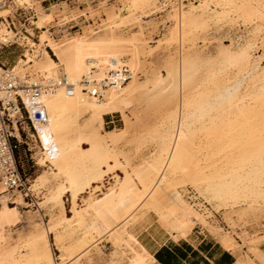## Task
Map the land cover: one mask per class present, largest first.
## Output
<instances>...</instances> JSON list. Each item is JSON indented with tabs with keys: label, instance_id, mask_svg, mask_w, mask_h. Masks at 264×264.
I'll list each match as a JSON object with an SVG mask.
<instances>
[{
	"label": "bare ground",
	"instance_id": "1",
	"mask_svg": "<svg viewBox=\"0 0 264 264\" xmlns=\"http://www.w3.org/2000/svg\"><path fill=\"white\" fill-rule=\"evenodd\" d=\"M163 1L120 0V12L110 16L101 32L87 28L57 41L50 33L52 25L66 26L94 15V11L55 3L45 8L37 0H11L15 9L30 11L31 27L17 31L7 18L11 6L0 0L1 49L15 43L22 48L9 68L20 82L41 86L37 103L48 114L45 123L35 122V131H29L39 146L37 162L48 170L33 179L31 176L28 196L43 198L38 201L40 209L58 208V213L50 212L47 227H37L30 236L19 237L12 245L7 234L20 219L19 206L31 204L22 192H11L0 181V264H80L81 258L103 241L111 242L116 249V257L108 263L153 264L154 256L135 228L149 212L162 217L174 238L186 236L196 225L209 224L183 195L187 186H192L213 208H232L264 198V51L251 65L254 51L264 50V0H238L236 5L246 19L256 24L253 38L236 50L224 46L216 69L198 80L201 82L192 92H187L186 87L197 79L196 59H180L175 69L180 76L181 94L161 128H149L151 123L148 126L146 119L134 126L124 119L122 127L106 128L105 113L118 111L125 115L124 109L133 105L142 59L136 39L114 26L128 17L155 11ZM223 1L229 4L233 0ZM207 6L199 8L205 10ZM229 15L223 12L214 18L220 22ZM173 19L176 25L164 42L169 45L174 41L181 49L187 42L196 41L189 37L190 32L205 29L207 33L210 22L183 9H175ZM125 76L127 80L123 81ZM155 81L159 86L164 83L160 75ZM22 96L32 117L33 102ZM165 97L160 100L169 102L170 98ZM85 116L88 118L82 121ZM14 128L15 135L22 138L16 121ZM147 143L155 144L154 148L153 144L149 146L155 150L153 154L144 151ZM66 196L70 215L66 212ZM247 216H229L227 222L231 227H240L245 232L244 244L250 245L251 254L243 264H264V250L253 247L256 234L245 228ZM210 228L227 248L241 247L239 238L230 231L220 226Z\"/></svg>",
	"mask_w": 264,
	"mask_h": 264
},
{
	"label": "rangeland",
	"instance_id": "2",
	"mask_svg": "<svg viewBox=\"0 0 264 264\" xmlns=\"http://www.w3.org/2000/svg\"><path fill=\"white\" fill-rule=\"evenodd\" d=\"M2 1L5 4H7V6L8 5L11 6L12 9H10V11L14 10L13 12L11 11L10 13L7 14V18H9L8 20L12 24V25H10L11 27L15 28L17 31H20V30L25 31L27 27H29V26L31 27L30 21H29L30 11L15 9L11 3V0H2ZM165 1H167V2H165ZM165 1H163V3L160 5L161 7L159 6L157 9H155V11L152 10V11L148 12L147 14H143V15L141 14L139 16L136 15L137 18H136V16L135 17L131 16V17L127 18L128 15H125V17L127 19L124 20L122 22V24H118V25L116 24V26H114V29H116L117 31L124 33V34L128 33L127 34L128 36L134 37L136 39V41H137L136 43L139 44V45L138 44L137 45H138V49H139L140 59L141 58L142 59H141V68H140V71L137 75L136 82H135L136 83L135 84L136 91H135L134 95H136V96H133V98L131 99V104H133V105L130 104L131 106H128L129 108L127 107V109L126 108L124 109L125 115H123L122 113H120L118 111H117L118 113L117 112H113L111 114L105 113L104 117H105V124H106L107 129H111L114 127H122L125 123V120L128 121L129 124L131 123L134 126L138 122H140L141 120H145V119H146L145 121L148 120L147 121L148 126L151 123L149 128H151V129H155L158 127L161 128V126H162L161 124H163L164 121L168 118L169 113L174 110V107L177 104L176 101H178V98H179L178 96H180V94H181L180 93L181 92L180 86L178 85V84H180L179 83L180 82V76H179L178 71L175 69L176 66L178 67L181 60L185 59L188 61L190 60L192 62L196 61V63H194V68L195 69L198 68L197 69L198 71L197 70L195 71L196 75H198V76L195 75V78H197V79H195L196 80L195 82H193L192 84H189V86L186 87L187 92H189V91L192 92L197 88V85H199V83L210 74V72L212 70L216 69V67L218 66V63L220 61V54H221L222 48L229 46L232 50H236L239 46H243L248 41V39L253 38V34L255 31L256 24H255V22H250L246 19L245 15L243 14L244 13L243 10L239 9V5H236L239 2L238 0H233L229 4L227 3V1L224 2L223 0H222L223 2L221 0H165ZM204 2H206V3H204ZM37 3L40 5H43L45 8H48L53 3H55V4H58L60 7L67 6V7L73 8V9L78 8L80 10H85V11L87 10V8H90V10L94 11L93 12L94 15H92L93 17L92 16H85L86 17L85 18L83 16V17H81L80 21H76L74 23H69L66 26H58L56 24L52 25L50 27V30H51L50 33L53 35V37L57 41H61L65 35L71 36L77 32L86 31L87 28H93L96 32L97 31L101 32L103 30L104 26L110 21V16L116 12H120V0H37ZM204 4H206V5L208 4V6L206 7L205 10H202L201 8H199V6H202ZM101 5H104V6H101ZM175 9H178V10L183 9L186 13L191 12L192 14H195L196 16H202L206 20H208L209 17H212L209 19L210 22H208V26L206 28L207 33H206L205 29H204V31L203 30H199V31L197 30V31H194L193 33H191V32L189 33V37L195 38L196 41L187 42L186 46H185L186 48H184V49H181V47L179 48L177 43H175L174 41H172L173 44L170 42L169 45H168V43L166 44V42H164L165 39L168 38L170 32L174 29V27L176 25V22L173 19ZM198 9H200V10H198ZM214 9H215V11H214ZM234 9H236V10H234ZM197 10H198V12H197ZM207 10L209 13L207 12ZM222 11L224 13L230 12V15H229V17L227 16L226 18L223 17L225 19H222L221 21L219 20L220 22H217L218 20H216V18H214V17H216V14H218V13H223ZM203 12H205V13H203ZM213 12H214V14H213ZM2 18L3 17H0V21L3 20ZM101 22H102V24H101ZM97 28H99V29H97ZM208 29H209V31H208ZM130 30H131V32H130ZM201 32H203V33H201ZM36 33L38 36L40 34V31L37 30ZM133 34H134V36H133ZM139 34H140V38H139ZM251 34H252V36H251ZM159 41L161 42V44ZM163 43H165L166 46ZM149 49H151V50H149ZM48 50H49L50 54L53 55V57L55 58L52 50H50V49H48ZM263 51H264L263 48L262 49L259 48L258 50L254 51V53H253V57H254L253 59L254 60L252 59L253 62L251 65L255 64V61L257 60V59H255V57L258 58L259 55L261 56L263 54L262 53ZM21 52H22V48L20 46H18L16 43L13 44L12 46H9V47H3L2 49H0V63H3L5 65H7L8 67H10V65H12L15 62L16 58L21 54ZM184 53H185V55H183ZM191 56H193L195 58H193ZM210 59L211 60L214 59V60L211 62ZM215 61L217 62V64ZM263 61H262V65H264ZM169 62H171L172 64L171 63L168 64ZM206 63H208V64H206ZM204 65H206V66L204 67ZM171 66H173V67L171 68ZM199 72L200 73L202 72V73L200 74ZM197 73H199L200 75ZM171 74H172V76H171ZM174 74H175V76H174ZM159 75L162 76V78L164 79V83H163L164 85L162 84L159 86V85L155 84L156 83L155 77L159 76ZM175 78H177V79L175 80ZM168 79L170 80V82ZM198 80H201V81H198ZM151 81H152V83H151ZM142 83H144V84H142ZM147 83H149V84H147ZM145 84H147V85H145ZM194 84H196V85L194 86ZM170 85H171L172 89H173V86H174V88L176 86L177 89L175 88L173 90H170L171 89ZM143 87H144V89H143ZM161 88H163V90ZM168 88H170V89H168ZM167 89H168L169 93L167 92ZM159 90H162V91H159ZM164 90L166 92H163ZM170 91H171V93H170ZM161 92H162V95H164V94L165 95L159 96V95H161V94H159ZM177 93H179V94L177 95ZM155 95L158 97H156ZM163 97L170 98V101L167 102L166 99L160 100ZM148 99H150L152 101H150ZM136 100H137V102H136ZM153 101H154V103H153ZM158 103L160 105H158ZM172 103H174V104H172ZM156 104H157V106H156ZM141 105H143V106L141 107ZM147 105H148V107H147ZM141 108H142V111H141ZM146 111H148V112H146ZM141 113H142V115H141ZM144 113H147V114H144ZM160 115L162 118L160 117ZM84 118L86 119V118H88V116L83 117L82 121ZM162 119H163V121H162ZM149 120H150V122H149ZM158 121H159V123H158ZM28 131H29V129L26 128V133L23 136L24 141L21 143V148L19 150L18 160L20 162V165H22V167L24 168L25 172L28 175L32 176V179H33V177L36 174H38L40 172H44V171L48 170V168L41 167L38 164L37 158H36V152L39 150V146L37 145L35 138H33V141H35V142L31 141L30 138L28 139V137H27V134L29 133ZM147 144H148V145H146L147 147L146 148L144 147V151L146 153L151 152V154H153L155 150L152 148H154L155 144L152 143L153 146L151 143H147ZM149 146H152V148ZM185 191H186V193L184 192L183 195L186 197V199L191 203V205H193V206L195 205L194 208L195 209L198 208L197 210L199 212H201L202 214H204L207 218V222H209V224H208L209 226L207 224H206V226H202V225L194 226L192 229L189 230V232L187 233L186 236H188L190 234V232H193V230H195V231L196 230L199 231V230H203V229L208 230V228H209V230L212 231L211 230L212 228H210V226H212V227L213 226H220V227H222V229L224 231H227V232L230 231L235 237H237V240L239 238L238 241L242 243L241 247L239 248V250H241L246 245V243L244 244V240H243V235L245 232L241 231L242 229L236 225L231 227L229 225V223L227 222V219L229 216H236V215L245 213L246 215H248L247 216L248 220H249L248 224L250 225V227H249V225L247 224V226H245V228L252 235L256 234L257 238L255 240V243L253 244V247L260 249L259 244L261 242H264V237L262 236V235H264V198H259L260 200L258 199V201H257L258 203L257 202L252 203L251 201H247V202H241L244 206L241 203H239V204H236L235 206H232V208L230 206H223V209H222V206L220 208L219 207L213 208L190 185L186 187ZM41 198L42 197L35 198V196L26 197L25 200L28 203H30L31 205L30 206L29 205L19 206L20 207L19 210L21 212L20 219L17 222V224L14 225L7 234L11 244L12 243L14 244L18 239H20L22 237L26 238V237L30 236L37 229V227H44L45 225H47L49 223V220H50V212L53 211L54 213H58L57 207H54V209H52V210L48 209L46 207H44L45 209L44 208L40 209L38 206V203H39L38 201L42 202L43 198L42 199ZM259 201H261V203ZM245 203H246V205H245ZM238 205H240L241 207H239ZM249 205H251V206H249ZM65 207H66L67 214L70 215L71 214L70 213V202H69V199L67 196L65 197ZM46 209H48V210H46ZM228 210H230V211H228ZM203 211L205 213H203ZM159 216L160 215L157 213L155 214L154 212H149L145 216L144 219H142L140 222H138L136 224L135 228L138 232L139 239L144 244L148 245L149 242L153 241V239L158 234H160V235L169 234L170 236L173 237V232L170 229V226L162 219L161 216L160 217ZM45 227H47V226H45ZM234 233H236V235ZM241 240H243V241H241ZM50 242L53 245L55 244L53 234H50ZM255 245H257L258 247ZM247 247H248V252L245 253L246 255L244 254L245 258L251 254L250 245L248 244ZM53 249L54 250L56 249L55 253H58L55 245H54ZM93 250L91 251L90 255H88V256L85 255L81 258L82 262L80 261V264L81 263L82 264H113V263L115 264V262L108 263L109 261H111L112 258L116 257V255H115L116 249L114 248V246L112 245L111 242L103 241L98 245V247L96 249H93Z\"/></svg>",
	"mask_w": 264,
	"mask_h": 264
},
{
	"label": "built area",
	"instance_id": "3",
	"mask_svg": "<svg viewBox=\"0 0 264 264\" xmlns=\"http://www.w3.org/2000/svg\"><path fill=\"white\" fill-rule=\"evenodd\" d=\"M126 80L127 76L123 78V81ZM40 93V85L35 82L32 84L20 82L7 65L0 63V181L5 182L9 191L22 192L26 195L25 198L32 197L28 196L31 176L20 165L16 149L24 141L26 128L34 132L35 122L45 123L47 121L46 110L37 103ZM22 95L29 97L33 102L32 117ZM15 121L22 138L14 133ZM27 137L32 141L33 137L29 133Z\"/></svg>",
	"mask_w": 264,
	"mask_h": 264
},
{
	"label": "crops",
	"instance_id": "4",
	"mask_svg": "<svg viewBox=\"0 0 264 264\" xmlns=\"http://www.w3.org/2000/svg\"><path fill=\"white\" fill-rule=\"evenodd\" d=\"M177 237L158 234L149 242L153 264H243L246 260V245L241 250L229 249L217 232L193 230L188 236ZM259 247L264 250V242Z\"/></svg>",
	"mask_w": 264,
	"mask_h": 264
},
{
	"label": "trees",
	"instance_id": "5",
	"mask_svg": "<svg viewBox=\"0 0 264 264\" xmlns=\"http://www.w3.org/2000/svg\"><path fill=\"white\" fill-rule=\"evenodd\" d=\"M20 148H21V144L18 145V147H17V149H16V154H17L18 157H19V150H20Z\"/></svg>",
	"mask_w": 264,
	"mask_h": 264
}]
</instances>
